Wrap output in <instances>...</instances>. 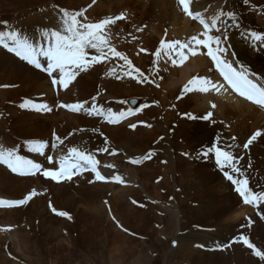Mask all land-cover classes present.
Masks as SVG:
<instances>
[{
    "label": "rangeland",
    "instance_id": "374dc122",
    "mask_svg": "<svg viewBox=\"0 0 264 264\" xmlns=\"http://www.w3.org/2000/svg\"><path fill=\"white\" fill-rule=\"evenodd\" d=\"M55 1V3L59 1L58 3L61 4H59L61 7L51 4V9L45 10L46 7L42 5H44L46 0H34L32 2L29 0L30 3L28 4H30L31 7H26V10L29 11L26 12L25 10V13H27L25 15H22V12L18 13L22 10H18L13 14V11H11L8 6H11V9H14L15 6L13 4L1 2L3 6L0 8V32L17 31L21 35L34 34V36L30 37V41L35 42L32 38H38L42 44H44L45 41L42 37V31L46 29L60 30L62 28L61 17L63 15V11H68L69 13H83V15L77 17V19L82 23H97L105 18H108L112 14L111 13L109 16L106 14L101 15V17L97 13L104 10V8L95 12V8H92L94 6V2L90 4L91 1L87 0ZM195 1L196 0H194V2ZM242 1L243 4H246L248 7L250 6L249 8L253 19L252 25L264 30V24L260 23L261 20L256 17L257 13L255 11L258 8H254V6L259 7V4L253 3L250 0ZM70 4H72V6H70ZM73 4L77 6L76 8H79V11L75 10L76 8L73 7ZM214 4L207 3L206 5L204 4V6L212 8ZM18 5L20 4H17L16 7ZM32 8L34 10H32ZM2 9L4 10L2 11ZM91 10L93 13H91ZM7 11L11 12L8 14ZM45 12L47 14H45ZM53 13H56L59 16V19L51 16ZM115 13L116 12H114V15H116ZM117 13L118 15H121L122 11L120 10ZM3 14L5 18H1ZM41 14H45V17ZM259 16L263 15L259 13ZM237 18L238 17L235 19L237 20ZM46 21H48V23ZM43 23H46L47 25H44ZM122 25L123 24H119L114 30L110 29L111 27L108 26L107 30L111 36V46L117 51L124 53L128 59L132 61V64L136 69H138V62L135 59V54L142 53L138 55L141 61H147V63H153V61H156L153 65H155L154 67L157 70L158 65H162L164 57L161 54L158 57L154 55L156 50L150 47L149 40H145L144 37H142L144 35L141 32L140 34L143 42L139 43L137 35L133 32V29H130L127 25L123 28ZM230 25H232V23H230ZM35 34L39 35L36 36ZM136 34H139V32ZM145 35L148 36L147 31L145 32ZM157 38L160 39V41L165 42L175 41L174 38H169L168 36H164V39H162L163 36H161V38ZM246 41H249L248 34ZM159 47L160 45L157 49ZM143 48L145 50L148 48L147 50L149 51H141ZM204 52L206 53V49H204ZM88 55L95 54L92 52V54ZM123 65L124 62L115 57L103 59L96 69L93 70L97 80L100 81L98 84L104 86L106 89L107 84L104 82L106 75H103V73L105 72V68L107 66H111L114 69L111 73L116 78L119 77L118 80H120V76L132 79L130 76H125L124 73L117 72L118 69L127 70L126 66L122 67ZM167 66H169V64ZM164 68L167 69L166 66ZM0 73V84H3L0 86V92H9L10 90H7L9 85H6L9 80L2 76L5 73ZM83 77L84 76L82 75L79 76V78ZM10 82H13V80ZM60 87L61 86L59 85L55 87L53 86V88L50 86L51 91L49 90V94L51 100L49 103L47 100L48 95L46 93H39L34 86H21L20 90L16 91L13 99L8 100V98H4V96L0 95V146L5 149H11V144V146L16 149L14 150L18 155H21L26 159L33 160L32 157L34 155L32 154L34 152L28 151L29 147H27V145H18L15 138H21V136H19L21 134L20 132L17 134L13 129L14 125L15 130L20 128V126L21 128L26 129L22 127V125L25 126L35 123L38 118L41 119L39 123H43L48 129H46L43 134V131L40 133H33L34 136L31 135L32 138L37 139V137L42 135V139L46 138L50 140V144H52L54 134L55 136L60 134L59 137H62L63 143H57L58 148L61 147V152L63 153L59 155V158L67 155L68 149L72 147V145H79L81 144L80 142H83L81 135L89 134L88 136L91 137L92 134L96 132V127L99 128V125L89 123L87 120L91 118L94 119V117H96L95 115L92 117L89 116V118L86 117L87 120L84 121V123H80L78 120V122L72 124L71 127L65 126L64 130L58 131L59 126L55 128L57 126V121L63 122L62 119L58 120L60 113L74 115L79 118H81L83 114L82 110L80 112H72L58 107V104L60 103H79L78 100H73L71 102H68L69 100H65L70 96L66 89H59ZM118 88H121L119 89L120 91ZM125 89L127 90V88H124L122 85L115 83L113 88L110 89V92L113 90L112 94H120L124 93ZM75 95L78 94L75 93ZM99 95L100 94L96 93L94 95L96 99L93 101L95 104L96 102L99 103V107L112 105L109 103L110 100L115 101V105H121V103H117L116 99L118 98L115 96L110 99L108 98V100L106 99L108 94L101 96L102 99ZM132 99L136 100L135 107L132 108H137L141 101L134 97L129 98L126 105L130 107L129 101ZM145 100L150 99L146 98ZM25 101H30L36 104H41L42 102L47 104L51 108V111H37L31 109L30 107L22 108L21 105ZM164 101L167 100L164 99ZM178 101L179 100H177V102ZM150 103L152 104L151 101L145 104L149 106ZM123 105H125V103H122L121 106ZM207 108L209 109V107L201 108V116L208 110ZM114 109L117 108L115 107ZM114 109H112V111H114ZM185 111L186 112H183L181 109L177 112L176 120L186 119L187 117L185 114L188 113V110L185 109ZM42 112L45 114L44 116H46V119H43ZM25 113L29 114L28 119L31 118L28 122L27 120L22 121L21 117ZM180 113L183 115L180 116ZM207 113L208 112H206V114ZM16 118L17 120L19 119L18 124L15 122L13 125L12 123ZM97 119L98 124L100 125L105 124L110 128L114 127L116 128V132L122 131L118 128L120 124L118 126L111 125L106 123L103 119ZM233 119L231 120L234 121V124L236 125L234 127V124H231L232 121L229 122L232 126L231 131L229 130V125L224 128L225 121L222 124V119L220 118L218 120V123H220L223 127H221L220 130H217L216 138L218 137L217 139L219 140L216 139V143L219 144L222 150L227 151L236 157V167L240 169V174L238 175L237 173L231 172V169H225L224 171H228L235 178L247 179L248 188L251 191L255 193L264 192V175L258 168V159L253 161V158L250 159L247 156L250 154L247 153V155H245V150L247 149L248 151V147L245 148L244 145L248 142L249 136L252 135V132L251 130H247L249 126H242L244 125L242 120H240V122L242 121L243 123H239V120L236 119V117H233ZM135 121V125H139L142 120L136 119ZM81 129H83V131H81ZM113 130L115 131V129ZM228 132H231V134L228 135ZM237 133H243V142L242 140H239V142L236 140L237 137L239 138ZM100 134L102 135H99L98 132V134L94 136L96 139L93 140L99 141L100 139V144L104 148L106 147L107 151L95 150L94 152L95 154L102 152L101 154L103 159L101 163H103L105 168L106 165L113 166L110 167L111 173L106 174L105 172H99L100 175L106 174L107 178L109 177L111 179L110 184L112 185L111 187H113L112 189L105 188L107 187L106 185H110L107 184L108 180L106 179L103 180L106 182L101 181V186L91 183L78 185L74 179L70 182L62 180L59 182L53 181L49 184H42L41 182L39 183V181L37 182L31 180L34 179L35 176L42 177L40 173L33 176V178L22 177L21 175L11 172L7 166L0 164L3 169L8 171V173L13 174L16 177L24 178L25 181L17 183L22 184V188L16 189L17 191L14 190V194L11 191V187L7 190H3V193L0 192V200L18 201L23 199L33 190L37 193V195L20 208L14 209L16 206L0 207V264H264V260H261L259 257L254 255L252 249L245 246L240 240L241 236L247 237L249 242L254 245L257 251L264 253V218H262L264 217V202H260L255 206L252 204H245L243 198L235 190V186L231 183V181H227L224 172L216 165L214 153H210L207 157L200 155L203 151L211 148L212 143L215 142L210 141L208 143L207 140L202 142V144L201 141L198 143L193 141L186 143L187 150L185 151V156L189 159L190 163L193 164L188 170L190 174L187 178L188 180L164 181V176L169 172V170L163 169L167 164V160L165 157L163 158L164 153L161 150L146 147V149L140 153L142 155L135 156L126 153L123 148L113 144L111 140L105 136V133ZM233 136L235 139H233ZM28 137L27 139H32ZM251 137L252 136H250V138ZM228 140L232 141L229 143ZM105 141H107V144ZM220 142H223L222 145H220ZM240 146L242 148H239ZM236 147L238 148L236 149ZM89 148L91 150L93 149L92 147ZM49 150L50 156H52L54 152H57V150L55 151V149H52L51 145L49 146ZM149 151L154 152L151 159L143 160L137 164L129 162L131 160L139 159ZM113 152H115V155L112 154ZM46 157L47 156L45 155L42 156L40 163L43 166L54 168V164H50ZM34 162L39 163L37 160ZM150 163L153 168H150ZM143 166L144 171L151 175L149 176L151 182H147V186H143L142 183L144 181H140L139 178L137 179L134 173L135 170H138V168ZM162 166L164 167L162 168ZM199 167L203 170V172H201L202 178L197 171V168ZM108 168L109 167H107V169ZM201 169L200 171H202ZM204 172L206 174H204ZM116 175H119L122 178L123 183L113 181L112 178ZM89 176H92V174H89ZM93 181H96L94 177ZM100 188H102L101 192L97 193L96 190ZM221 195L222 200H220ZM232 196L237 199L236 207L243 205L244 207L249 208V211L241 216L242 218L240 216L232 217L228 212L229 210L235 208L231 202V199L233 198ZM82 198L88 203L85 204ZM133 201L136 203H133ZM49 204H51L57 211L67 212L71 219L55 215L49 207ZM116 204L122 206L125 210H131L134 208L137 212H140L142 218H140L139 222H136V226H127L120 220L118 217L119 215L117 214ZM81 214H83V216H81ZM84 215H88V218L86 219ZM229 216L231 219L228 218ZM249 219L251 220V225H249ZM137 228L140 230L138 229L136 232ZM115 232L123 234L124 238H126L125 243L122 244L125 252L126 248L133 245V243L135 244L133 245L137 247L135 257H132L131 253H127L124 257L120 256L121 252L116 249L118 248V243L116 242L113 244H107L106 250L101 247V237L113 238ZM193 237L195 242L191 241ZM179 238H187L190 239V241L180 243L178 241ZM136 244L140 245V250ZM142 254L149 255V259L152 261H148L149 263H147V261L141 260L139 255ZM137 258L140 259V263ZM24 260L25 263L22 262ZM153 260H156V262Z\"/></svg>",
    "mask_w": 264,
    "mask_h": 264
},
{
    "label": "bare ground",
    "instance_id": "6f19581e",
    "mask_svg": "<svg viewBox=\"0 0 264 264\" xmlns=\"http://www.w3.org/2000/svg\"><path fill=\"white\" fill-rule=\"evenodd\" d=\"M32 1L34 0H31V2ZM87 1H91L90 4L94 2L93 3L94 6L92 8H95L94 9L95 12H98V10H101L102 8H104V10L97 13L100 16L105 15V14L109 16L111 13L112 14L109 17H115L116 15L119 16L117 12L121 10L124 16V19L117 20L114 24L109 25V27H111L110 29L114 30L115 27H118L119 24L120 25L123 24L122 25L123 28L126 27L125 25H127L130 29H133V32L135 33V35H137V39L139 43L143 42V39L141 38V34H140L141 32L144 35L142 37H144V39L147 41L149 40L150 47L155 50H157V47L160 45V42H161L160 39H158L157 37L161 38V36H163L162 39H164V36H168L169 38L170 37L174 38L175 41L188 42L192 36H199V34L203 32L202 25L198 23V21H194L193 19H191V17L185 14L182 11V6L178 4L177 0H87ZM250 1L253 3L259 4V7L254 6V8H258L255 11L257 13L256 17L257 19L261 20L260 23L264 24V0H250ZM1 2L13 4L15 6L14 9H11V6H8V8H10V10L13 11V14L18 10H22V11H19L18 13L22 12L23 13L22 15H25L27 14L25 13L26 7L28 6L31 7L30 4H28L30 3L29 0H0V8H2L3 6ZM55 2H56L55 0H46L44 5L42 6L46 7L45 10L46 9L50 10L51 4H55L56 6L61 5L60 3H58L59 1L57 3ZM64 2L67 3L66 1ZM207 3L208 4L215 3V4L212 8H207L206 6H204V4L206 5ZM17 4H20V5L16 7ZM68 4H69V1H68ZM70 6H72V4H70ZM73 7L76 8L77 6L73 4ZM249 7L246 4H243L242 0H196L195 2L194 0H190L189 2V10L192 12L201 13L203 18L206 20H209V22H210V18L216 15L220 11L233 12L235 16L238 17L237 20L235 19L236 20L235 24L238 26L233 27L232 25H230L231 22H229V26L227 29L228 38L224 45L228 49L227 58L233 63V66L235 68H240L241 66H243L247 68L251 73H255L259 77H264V45L262 43L259 45H254L256 41L251 39L249 35H248L249 41H246L247 34L251 32L264 33V30L252 25L253 19H252V13ZM3 10L4 9H2V11ZM32 10L34 9L32 8ZM75 10L79 11V8H76ZM28 11L29 10H26V12ZM114 12H116L115 13L116 15H114ZM91 13H93L92 10H91ZM259 13L262 14L263 16H259ZM45 14L47 13L45 12ZM51 16L59 19V16L56 13L51 14ZM1 18H5L4 14L1 16ZM46 22L48 23V21ZM44 25H47V24L45 23ZM137 29H142V31H137ZM146 31L148 32V36H146L147 33L145 35ZM138 32L139 34H136ZM39 34H35V35L37 36ZM211 34L218 35V33H216L215 31H213ZM25 36H27L28 39L30 40V37L34 36V34H27ZM200 38L203 39V37H200ZM33 43H36V42H33ZM147 49L148 48H146V50ZM166 51H169V50L167 49L161 50L160 54L164 57V59H163L162 65L160 64L158 65L157 70L155 69L154 67L155 65H153L152 62L147 63V61L146 62L141 61L138 55L142 53L135 54V59L138 62L137 68L139 69L140 72H143L146 77H148V80L154 81L153 83H148V82L137 83L136 80L123 78V76H120V80H118V78H116L111 73V71H113L114 69L111 66H107L105 68V72L103 73V75H106V77L104 78V82L107 84V87L105 89L104 86L98 84V82L100 81L97 80V77L94 75L95 72L93 71L101 63L99 62V63L90 64L87 71L79 72V74L67 86V88H63L68 91V94L70 96L68 99H65V100H69L68 102H71L73 100H78L79 103H84L85 101H89L84 105L86 109L92 107L94 103L92 98L94 97L96 93L100 94L99 95L100 98L101 96L103 95L105 96V94L106 95L108 94L106 99L108 98L110 99L111 97L115 96L116 98H118L116 99V101L119 104H120L119 101H127L131 97L132 98L134 97L138 99L139 101H141V103L139 102L140 103L139 106H137V108L141 109L140 111L134 114H131V116H127V118L125 119H122L123 121L119 123L120 125L117 124V126L119 125L118 128H120L122 131L116 132V128L114 127L110 128L109 126L105 124H102V125L98 124L97 118L103 119L105 121V119L101 116H96L97 118L94 117V119H92L91 118L92 116H91L90 117L91 119L87 120L86 117L89 118V115L84 110H82L83 114L81 118L74 116V115H67L64 113H60L58 120L62 119L63 122L57 121V126L55 128L59 126L58 131L64 130L65 126L71 127L72 124L77 123L78 120L80 121V123H84V121L87 120L89 123L99 125V128L96 127V132L93 133L91 137L88 136L89 134L88 135L83 134L81 135L82 137L81 139L83 142H80L81 144L79 145H72V147H78L80 149L88 151V153H90L96 158V160L98 161V164H97L98 172L101 171V172H105L106 174L111 173L110 167L107 169V167L105 168L103 163H101L103 159V156L101 154L102 152L99 154L98 153L95 154L94 152L95 150L102 151L104 149V147L100 144L101 143L100 139L99 141L93 140V139H96V137L94 136H96L99 132V135H102L100 133H105V136L109 140H111L113 144H116L118 147L123 148L126 153H129L135 156L142 155L140 153L144 151L146 147L156 149V150H161L164 153L163 158L165 157L167 160L166 166L165 167L162 166V168L164 167L163 169L169 170V172L164 176V179H165L164 181H187L188 176H190L189 171H188L189 167L192 166L193 164H191L189 159L186 158L185 156V151L187 150L186 143H189L192 141L198 143L201 141V144H202V142L208 140L207 141L208 143L210 141L215 142V143H212V145L217 144L216 141L219 140L217 139L218 137L216 138L217 130H220L221 127H223L221 126L220 123H218V120L221 118L222 124L225 121L224 128L227 125H229V130L231 131L232 129L231 124H234V121H232L231 119H233V117L234 118L236 117V119L239 120V118L241 117L242 119L240 118V120L244 122V125L242 126H246V125L249 126L247 130H251L252 135H254L257 131L261 133V135L257 137L248 146V151L246 149L245 150L246 153L245 152L244 153L245 155H247V153L250 154L247 156L250 159L253 158V161L255 159H258V161L256 160L259 163L258 168L262 171L264 175V149H263L264 148V109H262L261 107L249 101L234 97L226 87L224 89H221L220 92L211 90L207 93H202L199 91L184 93L183 92L184 86L193 77H206L212 80L213 83H217V84H221L223 82L220 81V78L217 72L214 70L212 63L209 57L204 52V48L202 46L196 47L197 55L194 57L191 56L190 50L185 49L184 51L187 53L188 59L182 65H178V66H174L171 63V60L168 58V56L164 54ZM92 52H94V54L97 55L95 50H92V49H89L88 54H92ZM42 63L44 64V66L46 65V61H43V59H42ZM168 64L169 66H167ZM165 66L167 69L164 68ZM125 71L126 70L118 69L117 72L124 73ZM0 72L5 73L2 76L9 80L6 85H9V87H7V90H10V91L4 92V93L0 92V95L4 96V98H8V100L13 99L16 91H19L21 86H24V87L34 86L39 93H46L48 95V98H47L48 103L51 100V97L49 94V90L51 91V88H50L49 81L46 79V77L43 74L36 71L33 67L25 64L23 60L19 59L17 56L15 55L13 56L11 52L7 51L3 47H0ZM109 73H111V75ZM81 75L84 77L79 78V76ZM53 77L58 79L59 78L58 72L53 73ZM11 80H13V82H10ZM115 83L122 85L124 88H127V90L125 89L124 93L112 94L113 90H111L110 92V89L113 88V85ZM2 85L0 84V86ZM119 89L121 88H118V90ZM75 93H77L78 95H75ZM146 98H149L150 100H145ZM164 99L167 101H164ZM177 100H179L180 102L178 101L179 102L178 103ZM150 101L152 102V104L150 103L148 107L146 108L141 107L142 105H145V103L150 102ZM130 102L131 101H129V106L131 108L135 107V105L131 106ZM109 103H111L112 105H105L103 107H99L100 104L97 102H96V105L99 108H103L105 111L109 108L114 109L116 107L117 109H114L113 112H120V111L127 112L128 109L130 108L128 107V105H126V103L123 106H121L122 103L121 105H118V104L115 105L116 102L111 101V100L109 101ZM213 103L216 104L215 108L211 107ZM205 107H209V109L207 108L208 110L206 109L207 110L206 112H212V116L208 120H204L201 118L204 115H206V112L203 113L202 116L200 115V110H202L201 108H205ZM181 109L183 110V112H186L185 109H187L188 113L197 117V119L186 118L183 120H180V119L176 120L177 112H179ZM28 115L29 114L25 113L21 117L22 121H25V120H27V122L30 121L31 118L28 119ZM44 115L45 114L43 113L42 115L43 119H46V116ZM179 115L181 116L183 114L180 113ZM182 117H185V116H182ZM136 119H139L145 122H142V121H140V123L137 122L139 123V125L137 124L138 128L136 126L135 129H132L130 125L135 124ZM240 120H239V123L242 122V121L240 122ZM18 121L19 119L17 120L16 118L14 119V122L12 124L14 125L15 122L16 124H18ZM40 121L41 119L38 118L35 123H31L25 126L22 125V127L26 129H23L20 126V128L15 130V125H14L13 130L17 134H19V132L21 134L19 135L21 136V138L16 137L15 140L19 146L27 145V147L31 145L32 141L33 142L34 141L35 142L37 141L45 142L48 145V147L45 148L44 155L48 156L50 153L49 146L51 145L50 144L51 141L46 138L42 139L41 137L42 135L40 137H37V139L36 138L34 139L31 136L33 135V133H40L42 131H43L42 132L43 134L45 133L46 129H48L47 126H45L43 123L40 124L39 123ZM229 122H231V124ZM145 124L151 125V127H146ZM235 125L236 124H234V127ZM113 129H115V131ZM239 133H237L239 135V138L236 136L237 137L236 140H238V142L239 140H242L244 138L242 137L243 133L241 134ZM227 134L229 135L231 134V132H228ZM59 135L60 134L56 136L59 137ZM84 136H87V137H84ZM250 136H249V139H250ZM27 137L32 138V139H27ZM161 137L163 139H161ZM60 138L62 139V137ZM222 143L220 145H222ZM234 143L237 146L235 141ZM89 147H92L93 149L91 150ZM10 148L15 149L13 146H11V144H10ZM237 148L238 147H236V149ZM239 148H242V147L240 146ZM56 150L57 152H54L52 154L54 168L57 165V162L59 161V159L61 158V157L59 158V155L63 153L61 152V147L60 148L57 147L55 151ZM32 155H34L32 159L34 161L37 160V162L39 163L41 162L42 156H44V155H40L37 153L35 154L33 153ZM149 165H151L150 168H153L151 163ZM144 166L138 168V170H135L134 173L137 179L139 178L140 181H144L142 183L143 186L145 185L147 186V182H151L150 181L151 179L149 177L151 175L144 171ZM43 169H53V168L43 166ZM200 169L201 167L197 168V171L199 172L198 174H200L201 176V172H203V170L201 169L202 171H200ZM89 174H92V176H89ZM106 174L102 176L105 177L106 180H108L107 184H110L111 179L109 177L107 178ZM204 174L206 173L204 172ZM93 177L96 181H93ZM72 179H74L76 181V184L78 185H86V184L91 183L95 185L98 184V186H101V181L97 180L95 173L90 170H87L84 173H81L80 175H76ZM72 179L67 180V181L70 182L72 181ZM31 180L37 181V182L39 181V183L41 182L42 184H47V183L49 184L53 182L47 179L46 177H44L43 175L42 177L35 176L34 179H31ZM62 180H65V179H61L60 181ZM20 181H24V178L16 177L15 175L8 173V171H6L0 166V192L1 193H3V190H7L11 187V191L14 194V192L17 191L16 189L22 188V184H17ZM106 186L107 187L105 188H110V189L113 188L111 187L112 186L111 184L106 185ZM101 190L102 188L97 189L96 192L100 193ZM232 197L233 198L231 199V202L233 203L234 205L233 207L235 208L228 211L231 214V216L241 217L244 214H246L249 211V208L244 207L243 205H239L236 207L237 199L234 196ZM82 200L84 201L85 204L88 203L83 198ZM220 200H222V195H221ZM21 206L23 205L16 206L14 209L20 208ZM116 208H117V214L119 215L118 217L127 226H130V227L136 226V222H139L140 218H142V215L140 214V212H137L136 209L134 208H132L131 210L129 209L125 210L122 206H119L117 204H116ZM81 216H83V214H81ZM84 217L87 219L88 215L86 216L84 215ZM228 218H230V216ZM138 229L139 228L136 229V232ZM194 237L192 238L191 241L195 240ZM125 239L126 238H124L123 234H119L118 232H115L113 235V238H110V237L102 238L101 237L100 245L104 250H106L107 244L109 243L113 244L116 242L118 243V248L116 249L119 250V252H121L120 256L124 257V255H127V253H131L132 254L131 256L135 257V253H136L135 251L137 247L133 246L135 245L134 243L133 245H130L128 248H126V252L124 251L122 244L125 243L126 241ZM178 241L181 243L185 241L186 242L190 241V239L179 238ZM139 244H136L138 246V249L140 247ZM139 257L141 260L147 261V263L152 261L149 259L150 256L147 254L139 255ZM137 259H138V262L140 263L139 261L140 259L139 258ZM153 261L156 262V260H153ZM22 262L25 263V260Z\"/></svg>",
    "mask_w": 264,
    "mask_h": 264
},
{
    "label": "snow or ice",
    "instance_id": "6c2138e0",
    "mask_svg": "<svg viewBox=\"0 0 264 264\" xmlns=\"http://www.w3.org/2000/svg\"><path fill=\"white\" fill-rule=\"evenodd\" d=\"M178 4L182 6V11L194 21H198L202 27L203 32L199 36H192L188 42L172 41L165 42L161 41L160 47L154 53L155 56H160L162 49H167L164 54L168 56L171 63L174 66L182 65L187 59L188 55L184 51L185 49L190 50L191 56H196L197 46H202L207 49L206 55L211 58L216 70L219 75L223 78L225 83L217 84L213 83L212 80L206 77H193L184 86L183 92L190 93L199 91L207 93L211 90L220 92L221 89L225 88V84L233 92L237 93L240 97L252 102L253 104L264 108V77H255V82L251 78L254 74L250 73L247 69H237L233 66V63L227 58L228 49L224 46L227 41V29L229 22L232 26L236 27L235 14L233 12L220 11L216 15L206 20L203 18L201 13L192 12L189 10L190 0H177ZM83 15L81 12L69 13L63 11L61 17L62 28L60 30L53 29L51 31L44 30L42 32L44 44L33 43L27 36L21 35L17 31H6L0 32V47L5 48L7 51L14 53L21 60L26 61L28 64L33 65L37 69H41L46 72L50 77H53V73L58 72L59 78L53 77V86H67L75 79L79 72L87 71L88 67L92 63H99L103 59L109 57H115L124 62L127 70L124 72L125 76H130L136 80L137 83H153L154 81L148 80V77L136 69L132 61L122 53L117 51L110 44V33L107 30L108 26L114 24L117 20L124 19L123 14L115 17L105 18L97 23L81 22L77 17ZM86 20V18H85ZM142 31V29H137ZM215 31L218 35H212ZM251 39L255 41L264 42V33L251 32L248 34ZM200 37H203L201 39ZM95 50L97 55H91L89 57L88 50ZM141 51H146L141 49ZM46 61V67L42 63ZM155 64L156 61H153ZM114 71V70H113ZM111 75V73H109ZM119 78V77H117ZM95 101L96 97L92 98ZM120 103H127V101H119ZM87 103H75V104H58L59 108H64L72 112H80L84 110L89 116H101L109 124H117L127 116L140 111V108H129L127 112L120 111L113 113L112 109L109 108L106 111L103 108L97 107L93 103L91 108L86 109L84 105ZM135 104V101H132ZM22 108L30 107L37 111H51V108L44 103L36 104L30 101H25ZM141 107H148L147 104ZM212 108L216 107V104L211 105ZM188 119H197L190 113L185 114ZM212 112H208L206 115L201 117L204 120L210 119ZM137 125H130L132 129H135ZM146 127L151 125L145 124ZM83 131V129H81ZM261 133L257 131L248 142L244 145L245 148L249 146ZM161 139H163L161 137ZM235 139V137H233ZM62 144L63 140L55 136L53 143L51 144L52 149L58 147V143ZM107 144V141H105ZM48 145L45 142H32L29 146V151L44 155L45 148ZM103 151H107L105 147ZM210 153H214L216 165L224 172L225 178L235 186V190L243 198L245 204L257 205L260 202H264V192L255 193L248 188L247 179L235 178L225 169H231V172L240 174V169L236 167V157L231 153L222 150L218 144H214L211 148L203 151L200 155L207 157ZM115 155V152L112 153ZM154 152L149 151L137 160H131L130 163L137 164L143 160L151 159ZM186 155V154H185ZM48 162L53 163V157H46ZM163 162V161H162ZM0 164L6 165L11 172L21 175L30 176L41 173L44 177L50 178L53 181L59 182L61 179L71 180L74 175L79 174L83 170L90 169L95 173L97 180H105L106 178L100 175L97 171L98 161L93 155L88 153L86 150L78 147H71L68 149V154L62 156L57 162L58 166L55 170L42 169V165L34 162L31 159H26L21 155H18L14 149H5L0 146ZM106 167H113L112 165H106ZM114 182L123 183L122 178L119 175L114 176ZM35 195L36 191L29 192L23 199L18 201H3L0 200V207L4 206H19L24 205L30 201ZM133 203H136L133 201ZM55 215L60 217H67L71 219L70 215L64 211H57L49 204ZM264 218V217H262ZM251 225V220H249ZM240 240L245 246L251 248L254 255L264 260V253L257 251L253 244L249 242L247 237L241 236Z\"/></svg>",
    "mask_w": 264,
    "mask_h": 264
},
{
    "label": "water",
    "instance_id": "95a60500",
    "mask_svg": "<svg viewBox=\"0 0 264 264\" xmlns=\"http://www.w3.org/2000/svg\"><path fill=\"white\" fill-rule=\"evenodd\" d=\"M130 104L134 105V104L132 103V101L130 102Z\"/></svg>",
    "mask_w": 264,
    "mask_h": 264
}]
</instances>
